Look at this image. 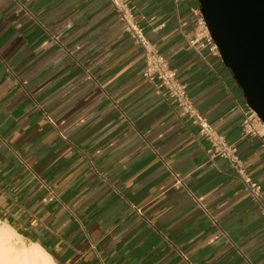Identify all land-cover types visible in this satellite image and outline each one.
Masks as SVG:
<instances>
[{
  "label": "crops",
  "instance_id": "crops-1",
  "mask_svg": "<svg viewBox=\"0 0 264 264\" xmlns=\"http://www.w3.org/2000/svg\"><path fill=\"white\" fill-rule=\"evenodd\" d=\"M129 3L263 204L144 79L107 0H0V222L56 264H264V139L220 53L190 45L198 1Z\"/></svg>",
  "mask_w": 264,
  "mask_h": 264
},
{
  "label": "built area",
  "instance_id": "built-area-1",
  "mask_svg": "<svg viewBox=\"0 0 264 264\" xmlns=\"http://www.w3.org/2000/svg\"><path fill=\"white\" fill-rule=\"evenodd\" d=\"M107 1L117 11L125 30L144 51V79L164 99H170L175 103L179 117L186 119L198 128L200 135L210 144L213 156L226 160L237 177L247 186L251 197L263 204L261 185L254 181L246 171L234 144L229 143L226 137L218 133L208 119L198 112L189 97L186 84L179 80L177 73L171 68L168 59L145 37L142 28L137 23L134 8L130 5L129 0ZM174 1L178 2L181 0ZM202 40H206L211 44L213 52L220 53L210 34L206 19L198 11L195 33L190 40V45L194 47ZM242 111V134L258 136L264 139V122L258 114L248 104Z\"/></svg>",
  "mask_w": 264,
  "mask_h": 264
},
{
  "label": "water",
  "instance_id": "water-1",
  "mask_svg": "<svg viewBox=\"0 0 264 264\" xmlns=\"http://www.w3.org/2000/svg\"><path fill=\"white\" fill-rule=\"evenodd\" d=\"M223 62L264 122V0H197Z\"/></svg>",
  "mask_w": 264,
  "mask_h": 264
},
{
  "label": "bare ground",
  "instance_id": "bare-ground-1",
  "mask_svg": "<svg viewBox=\"0 0 264 264\" xmlns=\"http://www.w3.org/2000/svg\"><path fill=\"white\" fill-rule=\"evenodd\" d=\"M16 239L24 242L14 229L0 222V264H56L40 245H20Z\"/></svg>",
  "mask_w": 264,
  "mask_h": 264
},
{
  "label": "rangeland",
  "instance_id": "rangeland-1",
  "mask_svg": "<svg viewBox=\"0 0 264 264\" xmlns=\"http://www.w3.org/2000/svg\"><path fill=\"white\" fill-rule=\"evenodd\" d=\"M1 224H3V223H1ZM17 240V239H16ZM21 241L20 240H17V244H20L21 245ZM23 245H30L31 243L30 242H27V241H24L23 243H22Z\"/></svg>",
  "mask_w": 264,
  "mask_h": 264
}]
</instances>
